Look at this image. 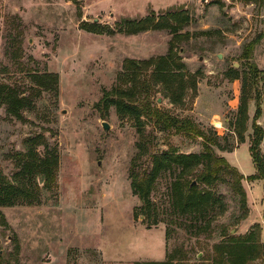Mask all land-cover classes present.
<instances>
[{"label": "rangeland", "instance_id": "obj_1", "mask_svg": "<svg viewBox=\"0 0 264 264\" xmlns=\"http://www.w3.org/2000/svg\"><path fill=\"white\" fill-rule=\"evenodd\" d=\"M180 8L192 15L181 30L189 38L174 50L181 65L175 71L187 86L184 97L173 103L153 67L138 72L139 82L147 84L154 107L191 118L204 138L164 129L147 116L138 124L109 105L115 89L130 85L121 82L131 72L127 59L167 55L173 37L167 29L127 34L118 23L152 12L159 19ZM250 63L264 72V0H0V85L31 99L21 117L0 103V174L13 177V155L25 150L29 137L41 136L59 155L57 185L39 203L0 206V264H134L164 261L172 252L175 264H213V245L223 239L224 228L264 242V179L249 178L257 172L250 151L257 100L256 123L264 129L261 75L254 84L248 80L253 99L244 143L233 130ZM43 73L58 75L56 89L33 80ZM205 138L218 143L214 150L244 174L247 210L231 185L219 182L212 190L223 196L227 210L199 232L189 218L171 212L173 176L165 172L151 193L155 210L149 218L131 186L133 167L150 169L152 153H200ZM37 150L44 153V145ZM189 179L195 181L196 174Z\"/></svg>", "mask_w": 264, "mask_h": 264}, {"label": "trees", "instance_id": "obj_2", "mask_svg": "<svg viewBox=\"0 0 264 264\" xmlns=\"http://www.w3.org/2000/svg\"><path fill=\"white\" fill-rule=\"evenodd\" d=\"M191 21V13L187 9L180 8L167 10L159 19L156 18L155 12H152L151 15L142 19L123 18L118 23L120 32L127 34H137L151 29H167L173 35L169 54L143 62L127 59L126 66L131 72L126 74L125 78H121V82L123 79V82H129L130 85L127 88L121 85L113 91L114 97L109 99V105H115L121 116L133 117L138 124L141 123L142 116H147L164 129H174L176 133L189 132L203 138L206 136L191 118L179 119L154 107L149 100V94L146 93L147 84L139 82L138 72L143 67L147 69L153 67L155 79L165 83L171 95V101L176 103L182 100L187 86L184 75L175 71V67L180 68L181 65L174 62V50L177 43L189 38L190 33H181V30ZM248 67L251 75L244 72L242 76V94L233 129L241 143H244L246 139L249 103L253 99L250 87L248 89V80L251 79L254 84V78L258 75H261L264 80V72H259L256 64L250 63ZM194 76L192 77L193 90L197 87ZM233 76L235 79L240 77L238 72H234ZM177 78H180L179 82ZM33 80L40 88L54 90L57 88L59 77L56 74L43 73L35 75ZM140 95L144 98L139 101L136 98ZM0 103L7 105L10 114L21 117V110L31 104V99L21 96L15 88L0 85ZM256 103L257 108L252 125L254 137L250 151L257 172L249 178L264 179V153L261 150L264 129L256 123L261 116L260 102L257 100ZM40 138L41 136L29 137L25 143V150L13 155L18 170L11 179L0 174V206L39 203L44 191H50L56 187L59 155L56 148L50 147ZM42 144L45 147L44 153L37 150V146ZM213 144L211 139L205 138L204 150L200 153H178L175 150L152 153L150 169L140 172L133 167L131 186L143 202L145 215L147 214L150 218L154 213L151 193L157 180L165 172L173 176L169 188L171 212L177 216L189 218L199 232L208 228L215 215L227 210L223 196L212 190V187L219 182L229 183L239 196L241 208L247 210V194L242 185L244 174L231 165L225 156L218 154ZM139 146L142 151L144 146L142 144ZM193 174H196L195 181L189 179V176ZM154 223H158L157 218L154 219ZM222 233L223 239L213 245V264H249L258 259L264 263V242H260L255 236L253 238L252 235L247 237L229 235L225 228ZM177 257L176 252H172L164 261L135 262L134 264H175Z\"/></svg>", "mask_w": 264, "mask_h": 264}, {"label": "water", "instance_id": "obj_3", "mask_svg": "<svg viewBox=\"0 0 264 264\" xmlns=\"http://www.w3.org/2000/svg\"><path fill=\"white\" fill-rule=\"evenodd\" d=\"M104 128L106 129V130H108L110 127H109V124L107 123V122H104Z\"/></svg>", "mask_w": 264, "mask_h": 264}, {"label": "crops", "instance_id": "obj_4", "mask_svg": "<svg viewBox=\"0 0 264 264\" xmlns=\"http://www.w3.org/2000/svg\"><path fill=\"white\" fill-rule=\"evenodd\" d=\"M161 255V254H160ZM165 256L163 255V257H161V258H164ZM160 260H163V259H160ZM160 260H157V261H160Z\"/></svg>", "mask_w": 264, "mask_h": 264}]
</instances>
